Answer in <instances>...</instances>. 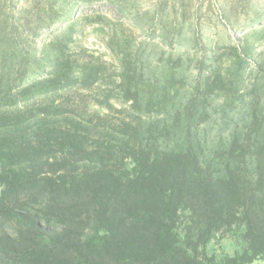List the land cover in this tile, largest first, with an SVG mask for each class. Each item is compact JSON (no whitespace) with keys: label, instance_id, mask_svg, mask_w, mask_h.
I'll return each instance as SVG.
<instances>
[{"label":"trees","instance_id":"obj_1","mask_svg":"<svg viewBox=\"0 0 264 264\" xmlns=\"http://www.w3.org/2000/svg\"><path fill=\"white\" fill-rule=\"evenodd\" d=\"M85 1L0 0V264H264V11L188 56L174 11L168 54L115 28L104 86L72 50Z\"/></svg>","mask_w":264,"mask_h":264},{"label":"rangeland","instance_id":"obj_2","mask_svg":"<svg viewBox=\"0 0 264 264\" xmlns=\"http://www.w3.org/2000/svg\"><path fill=\"white\" fill-rule=\"evenodd\" d=\"M11 4L17 3L18 0H8ZM126 13L120 11V7ZM264 11V0H90L80 5L79 16L80 22L77 26V33L74 37L72 50L79 53L80 56L95 55L101 57L107 62V83L115 79L117 72L120 71V63L109 46L110 36L117 29L118 36L124 38L130 37L131 47H145L149 42L152 45L146 48L149 52H171L169 40L164 41V29L168 28L172 20V11H174L180 26L177 31H182V44L174 46L172 50L182 52L187 56L195 54L191 48V39L195 32L200 35L201 43L211 48L218 44L236 42L237 38L242 35V30L233 31L232 25L237 27L244 18L251 16L255 11ZM96 13H102L111 20V24L102 26L98 23H91L86 18L94 16ZM225 14H229V20ZM83 19V20H82ZM155 24L156 30L151 33L149 26ZM58 28H52L44 31L40 37L49 39ZM257 54L264 57V41L256 43ZM86 92V91H85ZM97 92H95L96 94ZM89 98L77 96L76 103L83 106ZM117 106L121 103L115 101ZM91 110L97 108L88 106ZM219 254L233 253L235 244L229 238L214 242ZM264 263V261L262 260Z\"/></svg>","mask_w":264,"mask_h":264}]
</instances>
